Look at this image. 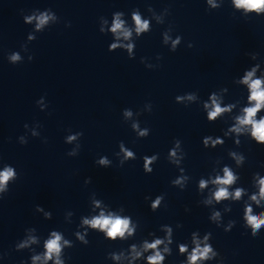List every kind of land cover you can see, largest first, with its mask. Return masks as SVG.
I'll use <instances>...</instances> for the list:
<instances>
[{"label":"clouds","instance_id":"9594fccd","mask_svg":"<svg viewBox=\"0 0 264 264\" xmlns=\"http://www.w3.org/2000/svg\"><path fill=\"white\" fill-rule=\"evenodd\" d=\"M238 6H245L246 8L250 10H259L262 6H264V0H236ZM136 23H137V31H141L145 28H147V22H142L139 18V16L135 17ZM44 22V19L41 20V23ZM121 28V22L117 20V22L114 24L113 31H116ZM127 35V33H125ZM15 59V57L13 58ZM252 73H248L247 77L245 78V82L247 83L251 79ZM250 87L252 89L251 93V100L256 101L255 106L251 108L245 109L246 116L240 120L241 124H251L253 126V135L257 137L258 140L264 141V119H261L260 121H255L253 117L256 115L257 111L264 105V89L261 88V81L255 80L252 81L250 84ZM224 111L221 109L218 105L215 107V110L209 113V119H214L220 112ZM128 155H131V153H128ZM104 161H101L103 163ZM13 176V172L11 169H6L4 172L0 173V185H4L9 178ZM234 180V176L231 172H229L227 169H225V177L223 179H218V183L220 184H231ZM261 194L264 195V180H261ZM201 186L203 187V182L201 183ZM227 189L220 188L216 194L215 197L217 200H221L223 198H226L228 196ZM236 197H239L241 195L240 190L238 189L235 193ZM255 199V197H253ZM248 212H251V209H248ZM249 222L253 225L254 229H259L262 224H264V219H260L257 216L249 215L248 217ZM91 224L93 227H99L101 229H105L107 231V236L115 239L118 235L123 237L125 232H129L131 234V230L129 229V221L128 219H121L120 217H111V216H101L93 221H91ZM60 236H56L55 239L51 240L47 243L46 247L48 249V254L46 258H51L53 253H59L60 251V245H59ZM160 240H156L152 244H147V248H153L155 249L158 244H160ZM185 249L181 247V251L183 252ZM211 251L210 247H205L203 249H200L199 246L194 250L193 254L190 256V261L194 262L197 259L207 258L208 253ZM163 259V257L160 255L159 252H156L154 256L149 257L150 264H159V262ZM59 264V261H58Z\"/></svg>","mask_w":264,"mask_h":264}]
</instances>
